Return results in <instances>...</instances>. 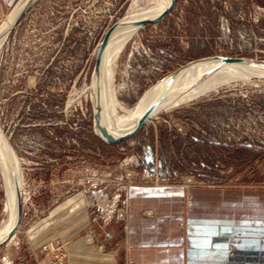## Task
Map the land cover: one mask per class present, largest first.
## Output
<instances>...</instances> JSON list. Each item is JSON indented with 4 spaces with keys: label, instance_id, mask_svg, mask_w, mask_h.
Returning a JSON list of instances; mask_svg holds the SVG:
<instances>
[{
    "label": "rangeland",
    "instance_id": "rangeland-1",
    "mask_svg": "<svg viewBox=\"0 0 264 264\" xmlns=\"http://www.w3.org/2000/svg\"><path fill=\"white\" fill-rule=\"evenodd\" d=\"M152 1L33 0L1 41L0 130L19 162L23 193L0 264H192L199 248L189 246L191 219L206 216L235 235L214 232L202 259L264 264V74L160 109L120 143L95 131L99 44ZM18 2L0 0V25ZM131 33L104 70L110 117L119 122L192 60L264 61V0H177L161 20ZM6 198L0 170V228ZM252 235L260 254L250 259L258 263L237 262L231 245Z\"/></svg>",
    "mask_w": 264,
    "mask_h": 264
},
{
    "label": "bare ground",
    "instance_id": "bare-ground-1",
    "mask_svg": "<svg viewBox=\"0 0 264 264\" xmlns=\"http://www.w3.org/2000/svg\"><path fill=\"white\" fill-rule=\"evenodd\" d=\"M171 1L172 0H153L150 4H145L146 6L143 8H140L139 6L140 9L134 10V13L129 14V17H126L124 20H122L121 23H123V25H118L115 29H113L106 40L101 57L100 69V80L102 81L101 84L103 92H101L102 94L99 96L97 93L98 90L96 91L94 88H92L90 95L94 104H97L98 108H100L101 125L113 135H121L130 131V129L134 127L135 121L141 116L149 103L156 97L161 96L162 99L155 110L149 115L148 120L152 118V116L158 110L169 109L180 102L193 98L194 96L196 97L202 91L205 92L207 89L209 90L210 88H215L221 82L226 83L233 78L246 79L247 76H251V74H260V76L261 74H264V71L260 69H255L236 63H226L215 70L214 68L216 65H218V62L216 61H196L181 67L173 76H170L169 74L168 76L161 78L156 84H154V86H152L149 92L134 105V107L127 109L126 114L119 115V120H121L120 122L111 120L110 108L114 109V106L109 107L108 105V87L106 86L107 82L105 80L106 76L104 73L109 52L114 50L116 51V55L119 54L127 37L132 34L131 32L133 30L137 28V26L130 25V23L136 22L139 19L153 18L157 16L170 5ZM26 2L27 0H19L14 10L9 13L5 19H3V22L0 25V43L9 32L11 26L14 24ZM169 79H171L170 83ZM190 85H192L191 89H194L193 91H190ZM104 118L106 121H104ZM95 131L97 135L102 137L100 131L97 128H95ZM18 163L19 162L17 161V158H15L11 146L0 130V170L4 177V188L7 196L5 206L8 210V219L6 223L0 228V243L3 241H10L12 239L11 236L7 237V235L14 227L17 219L15 184L18 186L20 194L23 193L22 179Z\"/></svg>",
    "mask_w": 264,
    "mask_h": 264
},
{
    "label": "water",
    "instance_id": "water-1",
    "mask_svg": "<svg viewBox=\"0 0 264 264\" xmlns=\"http://www.w3.org/2000/svg\"><path fill=\"white\" fill-rule=\"evenodd\" d=\"M32 1L33 0H27V2L25 3V6L20 11V13H19L18 17L16 18L14 24L16 23L18 18L23 14V12L26 10V8L30 5V3ZM176 1L177 0H172L170 5L168 7H166L157 16H155L153 18L139 19L136 22L130 23V25L138 27V26H141V25L146 24V23H153V22H157V21L161 20L163 17H165L173 9ZM121 22H122V20L113 24L106 31L105 35L103 36V38L99 44V47H98L96 55H95V63H94V67H93V78H92L93 86H92V88H94V89H95L94 84L98 85L99 79H100L101 57H102V53H103V49H104L106 40L108 39V36L113 31V29H115L118 25H123V23H121ZM202 60H206V61L209 60V61L218 62V65H216V67L214 68L215 70L218 69L219 67H221L223 64L236 63V64H241V65H245L248 67H252V68L260 69V70L264 71V61L263 60H256V59H252V58L235 57V56H220V55L207 56V57H202V58L192 60L189 63H187L186 65L193 63V62H196V61H202ZM177 71L171 73L170 76H173ZM170 82H171V79H169V83ZM92 88H91V92H92ZM161 99H162V97L159 96V97H156L153 101H151L149 103V105L146 107V109L144 110V112L141 114V116L135 121L134 127L132 129H130V131H128L124 134H121V135H113V134L109 133L107 131V129L101 125V123H100V118H101L100 108H98L97 104L95 105L94 102L92 101L94 126H95V128H97L100 131V133L102 135L101 139L104 140L105 142H107V143H120V142L132 137L133 135H135L138 132L140 127L143 125V123H145L148 120L149 115L155 110L157 105L160 103ZM15 195H16V218L17 219H16L14 227L8 233L7 237H10L14 233L15 227H16V225H18V223L20 221V217H21V194H20L19 188L16 184H15Z\"/></svg>",
    "mask_w": 264,
    "mask_h": 264
},
{
    "label": "crops",
    "instance_id": "crops-1",
    "mask_svg": "<svg viewBox=\"0 0 264 264\" xmlns=\"http://www.w3.org/2000/svg\"><path fill=\"white\" fill-rule=\"evenodd\" d=\"M208 217L206 216V218L203 217L202 219L199 218V217L198 218H192L191 219L192 224L195 223V222H197V223H196V225H194V227L196 229L193 231L195 233L191 237L192 242L189 244V246L192 247V248H194V247L195 248H199L198 249L199 254H193L192 255V258H191V263L192 264H213V263L216 264L217 262H214L213 260H206L205 261V259H202L203 256H202V254L200 252L201 251H205L203 248H207L209 246L211 247V245L213 244V243H209L210 241H205V240L206 239L207 240H210L212 236H216L214 234V232H217V231H219V232L220 231L230 232V233H227V234L233 233V230H231V228L226 227V226L223 227L225 230H222V229L221 230H217V229L215 230L214 229L215 228V226H214L215 224L212 223L211 220H209ZM245 234L246 233H244V235ZM233 235H235V233H233ZM254 236H257V234H255ZM254 236L253 237H249L248 239L246 237L245 238L242 237L241 239H239L240 240L239 244L231 245L234 248L237 247V254H236V256L240 258L239 260H236L237 262H242L243 261L244 263H247V262H255V263H258L257 258H256V260L250 259L251 257H258L259 254H260V252H259L260 251V249H259L260 248V245H259L258 239L255 238ZM217 239L219 240V238H217ZM241 242H243V243H241ZM214 245H216V247L219 246L218 244H214ZM88 253L90 255L94 256L95 257V260H100L103 257L102 254L91 253L90 251H87V254Z\"/></svg>",
    "mask_w": 264,
    "mask_h": 264
}]
</instances>
